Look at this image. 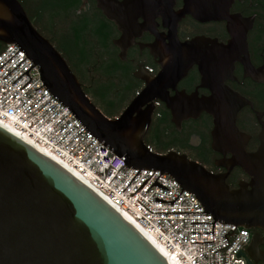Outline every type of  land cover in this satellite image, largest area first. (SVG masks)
<instances>
[{
  "label": "water",
  "instance_id": "95a60500",
  "mask_svg": "<svg viewBox=\"0 0 264 264\" xmlns=\"http://www.w3.org/2000/svg\"><path fill=\"white\" fill-rule=\"evenodd\" d=\"M186 0L175 12V0H124L100 3L103 14L124 34L122 50L131 45L155 17L167 22L169 44L162 38L151 50H161V71L139 78L144 90L118 118L109 119L84 94L76 76L59 52L32 26L17 0H0V43L14 44L38 67L41 80L75 117L110 151L121 154L128 167L159 171L192 193L214 221L253 231L242 252L248 264L260 261L264 245V122L257 149L248 153V137L236 126L237 113L248 104L223 84L221 73L235 62L251 70L246 35L251 24L229 13L233 0ZM111 7V9H110ZM123 11V15L119 14ZM185 15L199 22L224 21L227 44L195 38L181 43L176 34ZM152 29V27H151ZM133 30L132 34L130 31ZM154 52V51H153ZM211 96L184 93L170 97L168 89L193 66ZM154 100L166 105L174 118L213 119L212 149L231 158L227 173L239 167L249 177L237 189L225 174H213L185 155L152 152L145 144ZM146 105V106H145ZM145 108L142 110V108ZM0 264H174L167 255L118 208L57 160L0 124Z\"/></svg>",
  "mask_w": 264,
  "mask_h": 264
},
{
  "label": "flooded vegetation",
  "instance_id": "af4514ba",
  "mask_svg": "<svg viewBox=\"0 0 264 264\" xmlns=\"http://www.w3.org/2000/svg\"><path fill=\"white\" fill-rule=\"evenodd\" d=\"M17 1L34 29L63 57L84 94L108 118L120 117L144 90L145 82L139 76L149 74L156 77L161 71V50L148 47L157 45L158 38H162L165 48L169 44L167 22L161 17L154 18L152 29L147 28L143 18H138L142 30H131L130 33L139 37H135L123 51L124 34L103 14L100 3L113 4L124 0ZM185 2L175 0L173 10L179 12ZM122 12L119 14L123 15ZM229 13L251 24L246 35L251 70H246L244 64L237 61L231 71L221 73V77L224 86L248 103L238 111L236 126L248 137L246 150L252 153L259 145L257 137L264 122V0H233ZM176 31L181 43L195 38L221 44L230 40L226 22H199L190 15L181 19ZM202 77L200 67L193 65L176 83L175 90L168 89L169 96L179 93L187 96L196 94L199 98L211 96V84L202 82ZM151 104V122L143 140L149 149L166 153L173 151L187 156L213 174L227 173L222 163L231 156L212 149L211 116L200 113L195 119L178 120L160 100ZM249 180L241 168L234 167L227 173L225 182L233 190L240 183H249ZM250 231L259 232L257 229ZM259 257L257 264H264V245L259 247Z\"/></svg>",
  "mask_w": 264,
  "mask_h": 264
},
{
  "label": "built area",
  "instance_id": "2783aa9c",
  "mask_svg": "<svg viewBox=\"0 0 264 264\" xmlns=\"http://www.w3.org/2000/svg\"><path fill=\"white\" fill-rule=\"evenodd\" d=\"M0 124L75 173L176 264H248V230L214 221L166 174L128 167L47 90L38 67L14 44L0 52Z\"/></svg>",
  "mask_w": 264,
  "mask_h": 264
},
{
  "label": "bare ground",
  "instance_id": "6f19581e",
  "mask_svg": "<svg viewBox=\"0 0 264 264\" xmlns=\"http://www.w3.org/2000/svg\"><path fill=\"white\" fill-rule=\"evenodd\" d=\"M6 127V126H5ZM9 129V128H8ZM136 225V224H135ZM137 226V225H136ZM140 230H142L139 226H137ZM143 231V230H142ZM166 255H167V257L174 263V264H176L175 262H174V260L169 256V254L167 253V251L166 250H164L163 249V247L162 246H160L154 239H153V237L151 236V235H149L148 233H146L145 231H143Z\"/></svg>",
  "mask_w": 264,
  "mask_h": 264
},
{
  "label": "trees",
  "instance_id": "16d2710c",
  "mask_svg": "<svg viewBox=\"0 0 264 264\" xmlns=\"http://www.w3.org/2000/svg\"><path fill=\"white\" fill-rule=\"evenodd\" d=\"M5 48V45L0 43V52L3 51V49ZM111 119V118H109ZM152 152L154 153H158V154H166V152H157V151H154L153 149H150ZM251 233V231H249Z\"/></svg>",
  "mask_w": 264,
  "mask_h": 264
}]
</instances>
